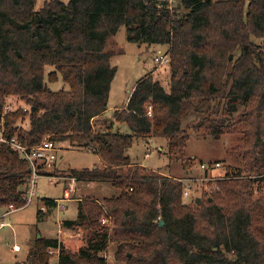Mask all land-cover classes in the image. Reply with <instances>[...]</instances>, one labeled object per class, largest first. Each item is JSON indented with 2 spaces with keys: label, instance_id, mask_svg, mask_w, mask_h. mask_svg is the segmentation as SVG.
Returning a JSON list of instances; mask_svg holds the SVG:
<instances>
[{
  "label": "trees",
  "instance_id": "obj_1",
  "mask_svg": "<svg viewBox=\"0 0 264 264\" xmlns=\"http://www.w3.org/2000/svg\"><path fill=\"white\" fill-rule=\"evenodd\" d=\"M36 5L0 0V132L27 149L50 139L91 150L103 166L72 169L68 177L109 183L118 193L81 200L76 220L62 222L63 230L88 233L78 252L68 251L60 238L37 237L26 260L16 264H50L52 250L58 264H107L110 243L116 245L115 260L126 264H264V0H179L176 8L161 0ZM123 26L130 43L168 47L170 93L150 73L114 111V120L96 131L93 122L109 110L116 74L106 48ZM59 78L69 90L49 88ZM13 98L28 108L5 113ZM223 104L230 113L244 106L238 123L244 144L234 149L244 172L210 181L190 204L183 182L127 156L136 139L154 137L167 140L171 160L185 163L183 122L208 105L212 112L198 127L220 138L228 127L211 117ZM115 122L132 135L113 132ZM244 173L263 177L252 180ZM30 176L27 161L0 144V209L27 206ZM254 183L262 191L258 199ZM42 201L47 212L38 208L39 220L57 206L56 200Z\"/></svg>",
  "mask_w": 264,
  "mask_h": 264
},
{
  "label": "rangeland",
  "instance_id": "obj_2",
  "mask_svg": "<svg viewBox=\"0 0 264 264\" xmlns=\"http://www.w3.org/2000/svg\"><path fill=\"white\" fill-rule=\"evenodd\" d=\"M45 0H37L36 8L39 9ZM68 2L69 0H64ZM168 1L171 8H176L179 0ZM225 1V0H214ZM251 0H246V5ZM106 51L112 54L111 66L116 70L111 85L109 107L111 111L107 114L109 123L112 122L114 111L120 109L127 103L130 93L137 83L150 73L154 79L170 93L171 70L168 63H160V58L167 55L168 47L162 45L139 46L128 41L127 28L121 27L118 33L108 41ZM47 68L46 73L51 71ZM52 91L69 90V87L61 78L55 83H48ZM10 105L12 111L28 108L25 103L17 98L9 99L5 104ZM214 106V104H213ZM200 106L198 111L193 112L182 124V129L187 133V146L185 148V163L171 160L169 156L168 143L162 138H139L127 151L131 161L147 170L182 179L186 184L191 185L190 197L184 198V202H190L208 190L210 181L226 176L234 170L244 172V163L240 155L234 150L237 146L244 144L243 125H239V118L244 111L242 104L238 105L233 113L229 112V105L223 104L217 117L225 123L228 129L223 130L220 138H215L205 128H199L201 118L212 112V107ZM102 122V124H101ZM105 121L93 123L96 131L105 129ZM108 121L106 124H109ZM26 129L29 126L28 120L22 124ZM113 132L123 135H132L129 127L124 124L114 123ZM58 158L53 167L43 168L42 176L37 181V192L40 198L60 199L63 196V188L68 189L71 178L69 172L72 169L83 170L102 167L101 159L91 150L86 148L78 149L70 146L68 142H60L57 145ZM162 149V150H161ZM148 155V156H147ZM216 164L220 166L217 168ZM191 165V168H187ZM202 165L209 168L208 172L202 169ZM244 175H246L244 173ZM51 177V179H50ZM263 176H250L246 178L254 180ZM193 179V181L191 180ZM53 181L51 184L49 181ZM77 183V182H76ZM117 190L109 183L82 181L76 184V193L72 196L73 203H64L67 210H55L47 213L44 219H38L39 203L32 202L19 210L11 211L4 220L8 226L0 230V264H16L24 262L31 251V246L37 237L45 239H56L60 233V222L64 220H76L78 214L77 200H98L116 195ZM262 195L258 183H254V199ZM9 210L8 207L0 209V217ZM105 225V224H104ZM106 227V226H104ZM61 240L66 249L72 253L78 252L85 246L87 232L83 230H63ZM14 245H19L21 251H12ZM116 245L110 243L107 252L104 254L107 264H126L115 260ZM50 264H58V252L52 250L50 253Z\"/></svg>",
  "mask_w": 264,
  "mask_h": 264
},
{
  "label": "built area",
  "instance_id": "obj_3",
  "mask_svg": "<svg viewBox=\"0 0 264 264\" xmlns=\"http://www.w3.org/2000/svg\"><path fill=\"white\" fill-rule=\"evenodd\" d=\"M160 63H168L169 65V57L168 55L161 57L160 58ZM12 111V108L10 105H7L4 107V112L9 113ZM26 111V110H25ZM0 144H6L9 145L14 151H16L23 160L27 161V163L30 166V171H31V176L28 180V187L26 188V201L27 205L31 204L32 202L39 203L40 204V212L45 214L47 212V207L44 205L42 199L39 196V193L37 192V181L38 179L42 176L40 174L42 168L45 167H53L56 164L57 161V153H58V148L57 144L50 139H45L43 142L34 148L27 149L24 147L22 144L18 143L15 138H6L4 136V130L0 132ZM148 156V155H147ZM220 165L216 164V167L218 168ZM202 169H204L206 172H208L209 168L206 166L202 165ZM51 179V177H50ZM193 181V179H191ZM183 182L185 185V190H184V198L190 197L191 194V185L186 184L182 179L179 180ZM51 184H54V182L51 180L49 181ZM75 183L76 180L71 178V182L69 183V189H67L66 196L62 200H58L56 209L58 210H64L65 205L64 203L69 202L72 199V196H74L75 192ZM9 210L5 212L0 217V228L6 226L5 223L1 222L5 218L6 215H8L11 211H15L16 209L13 206L8 207ZM103 224H106V221H102ZM14 251H19V248L14 247ZM51 253V252H50Z\"/></svg>",
  "mask_w": 264,
  "mask_h": 264
},
{
  "label": "crops",
  "instance_id": "obj_4",
  "mask_svg": "<svg viewBox=\"0 0 264 264\" xmlns=\"http://www.w3.org/2000/svg\"><path fill=\"white\" fill-rule=\"evenodd\" d=\"M153 76H154V74H153ZM127 100H128V99H127ZM126 104H127V103H126ZM124 106H125V105H124ZM124 106H123V107H124ZM123 107H121L120 109H122ZM109 111H111V108H110V107H109V110H107V112H106L104 115H102V116L96 118V119L94 120V122H96V121H102V120L105 121V122L108 121L109 118L107 117V114L109 113ZM94 122H93V123H94ZM103 123H104V122H103ZM101 124H102V122H101ZM102 129H103V128H102ZM102 129H100V130H102ZM94 130H95V128H94ZM161 150H162V149H161ZM57 154H58V153H57ZM57 158H58V155H57ZM55 165H56V164H55ZM165 176H167V175H165ZM168 177L172 178L171 176H168ZM173 179H178V178H173ZM178 180H181V179H178ZM77 183H78V182H77ZM77 183H75V192H74V195H75V193H76V184H77ZM68 189H69V187H68ZM66 191H67V188H66V189L63 188V196H64V197L66 196V193H65ZM43 198H45V197H43ZM48 199H52V198H48ZM62 199H63V197L60 198V199H52V200H56V201H58V200H62ZM80 201H81L80 199L77 200L78 204H79ZM69 202H72V203H73V200H71V201H69ZM66 203H68V202H66ZM78 204H77V207H78ZM67 209H68V206H65V209H64V210H67ZM18 210H19V209H18ZM55 210H57V209H55ZM55 210H54V211H55ZM54 211H53V212H54ZM60 211H61V210H60ZM1 222L5 223L6 226L0 228V230L8 226V223H6L4 219L1 220ZM62 222H63V221H62ZM59 226H60V229H61V230L59 231L60 235H59L58 238H61V235L63 234V233H62L61 222H60V225H59ZM14 247L19 248V251H21V247H20L19 245H14L13 248H14ZM13 248H12V251L15 252V253H17V251H14ZM19 251H18V252H19Z\"/></svg>",
  "mask_w": 264,
  "mask_h": 264
},
{
  "label": "water",
  "instance_id": "obj_5",
  "mask_svg": "<svg viewBox=\"0 0 264 264\" xmlns=\"http://www.w3.org/2000/svg\"><path fill=\"white\" fill-rule=\"evenodd\" d=\"M197 202H199V199L197 200ZM163 224V223H162Z\"/></svg>",
  "mask_w": 264,
  "mask_h": 264
}]
</instances>
